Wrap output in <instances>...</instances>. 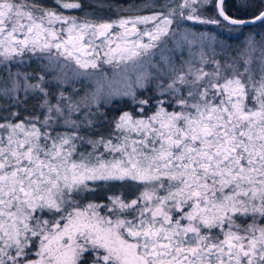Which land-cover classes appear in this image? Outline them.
Returning a JSON list of instances; mask_svg holds the SVG:
<instances>
[{
  "label": "snow or ice",
  "instance_id": "obj_1",
  "mask_svg": "<svg viewBox=\"0 0 264 264\" xmlns=\"http://www.w3.org/2000/svg\"><path fill=\"white\" fill-rule=\"evenodd\" d=\"M57 4L0 0V98L42 101L40 116L0 122V264H264V35L221 63L215 37L183 27L264 25V7L240 18L226 0H179L95 21ZM33 56L44 74L12 71ZM71 64L73 77L123 67L54 96ZM114 97L139 115L118 110L107 138L87 136Z\"/></svg>",
  "mask_w": 264,
  "mask_h": 264
},
{
  "label": "trees",
  "instance_id": "obj_2",
  "mask_svg": "<svg viewBox=\"0 0 264 264\" xmlns=\"http://www.w3.org/2000/svg\"><path fill=\"white\" fill-rule=\"evenodd\" d=\"M174 0H78L82 5V9L79 10H64V14H70L80 18H89L91 20H113L119 18L127 11H139L140 14L144 13H153L156 11H161L162 5L166 3H172ZM29 2H34L40 4L46 8L52 9L54 11H60L58 7L57 0H29ZM251 6L248 8H243L240 6V0H227L226 1V11L230 15H234L240 18H251L257 14L261 7L264 5L261 4V0H249ZM208 14L215 15L212 11H207ZM258 29L262 35H264V25L254 24L253 26L244 27V31L240 34V41H242L247 35L253 31V29ZM223 37L229 44H232L233 41L236 42V39H227L225 34L219 35ZM220 37V38H221ZM49 91L53 94V87L50 86ZM41 99L36 98L35 96H30L27 98L26 103L22 106H10L9 109L2 108L0 109V122L3 121L4 117H9L10 112L16 110L20 113V118L30 117L33 115H41V109L39 107ZM4 104V102H2ZM119 107L116 109H111L109 107H102V111L98 112L96 121L91 130H89L86 135L95 139L99 136H104L107 138L112 133L111 121L114 116L117 115L118 110L123 111H134V114L139 115L135 111L134 105L130 102L125 103L124 101L118 104ZM114 110V111H112ZM102 114V115H101ZM97 201L105 200L103 194L95 198Z\"/></svg>",
  "mask_w": 264,
  "mask_h": 264
},
{
  "label": "rangeland",
  "instance_id": "obj_3",
  "mask_svg": "<svg viewBox=\"0 0 264 264\" xmlns=\"http://www.w3.org/2000/svg\"><path fill=\"white\" fill-rule=\"evenodd\" d=\"M176 3H179V0H174L172 2V4H176ZM150 14L152 13L140 14L139 11H134L133 9L131 11L125 12L120 17H130V16H136V15H150ZM204 14L209 17L214 16L212 14H208L207 12H205ZM65 15H68V14H65ZM119 18H115L113 20H116ZM183 27L191 29L192 31H195L197 33L203 32L208 37H215V40L205 41V43L206 44L209 42L211 43L212 48L215 49L216 58L219 59L221 63L227 60H230L233 57H238V55L244 48L247 38L254 33H260L258 29L254 28L252 32L247 33L246 34L247 36L242 41H240L239 40L241 36L240 34L242 33V31L245 30L244 28L239 29V30H236V29L228 30L224 25H221V26L202 25V24H197L194 21H184ZM221 34H225L227 39H232V38L236 39V42L233 41L232 44H229L228 41H226L223 37L219 36ZM256 39L257 41H260L261 37L257 36ZM186 55L187 54L185 53V56ZM26 59H27V63H25L24 65H21L19 68H12V71L13 72L15 71L27 72L30 75L35 76L37 74L42 75L47 70L46 60L39 59L37 56H33L31 58H26ZM61 63H65V61L61 60ZM122 67L123 65L120 68H114L112 65L101 64L100 69L95 70V71L91 69L87 71L77 69V71L80 72V75L73 77L72 70L75 69L76 66L74 64H71L69 68L65 69V71L67 72L70 78L69 83L63 84L61 88H56L53 85L52 86L53 95L58 96L61 90H64L65 88H67L70 91L71 88L73 87L79 90L81 96H83L86 92L87 93L94 92L97 86V81H100L101 83H103L105 79L119 80L120 79L119 74L121 73ZM4 73H5V70L3 68V65H0V81L4 79ZM101 73H103L104 75H101ZM53 75H59V68L55 70ZM48 78L51 79L52 77L49 76ZM105 91H107V89H105ZM35 97L38 99H41L39 96H35ZM126 100H128V98L126 97L125 98L114 97L111 99H102L100 102L102 106L100 107L99 112L102 111V107L104 108L109 107L111 109H116V107H119L118 104H120L123 101L125 102ZM2 102H4V104ZM41 102L42 101H40V103ZM53 102L55 101L53 100ZM12 105L14 106V104L10 102L8 99L0 98V109L2 108L9 109V107ZM41 112H42V109H41ZM37 116H40V114ZM88 150L90 151L91 148L89 147ZM97 202L106 203L107 201L99 200ZM102 213H103V210H102Z\"/></svg>",
  "mask_w": 264,
  "mask_h": 264
},
{
  "label": "water",
  "instance_id": "obj_4",
  "mask_svg": "<svg viewBox=\"0 0 264 264\" xmlns=\"http://www.w3.org/2000/svg\"><path fill=\"white\" fill-rule=\"evenodd\" d=\"M227 1V0H226ZM256 24H258V23H256ZM254 24H250V25H248V26H253Z\"/></svg>",
  "mask_w": 264,
  "mask_h": 264
}]
</instances>
